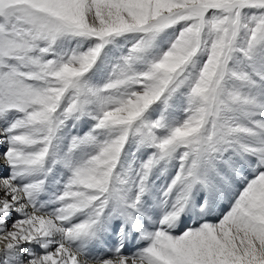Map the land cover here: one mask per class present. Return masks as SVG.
I'll return each instance as SVG.
<instances>
[{
    "label": "snow or ice",
    "instance_id": "snow-or-ice-1",
    "mask_svg": "<svg viewBox=\"0 0 264 264\" xmlns=\"http://www.w3.org/2000/svg\"><path fill=\"white\" fill-rule=\"evenodd\" d=\"M0 264H264V0H0Z\"/></svg>",
    "mask_w": 264,
    "mask_h": 264
},
{
    "label": "bare ground",
    "instance_id": "bare-ground-1",
    "mask_svg": "<svg viewBox=\"0 0 264 264\" xmlns=\"http://www.w3.org/2000/svg\"><path fill=\"white\" fill-rule=\"evenodd\" d=\"M224 208H227V204L226 203L224 204Z\"/></svg>",
    "mask_w": 264,
    "mask_h": 264
}]
</instances>
